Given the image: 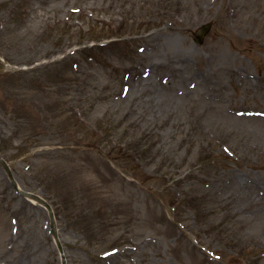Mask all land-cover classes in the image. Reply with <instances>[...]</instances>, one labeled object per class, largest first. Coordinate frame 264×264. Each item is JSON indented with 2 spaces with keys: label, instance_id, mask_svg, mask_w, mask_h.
<instances>
[{
  "label": "rangeland",
  "instance_id": "374dc122",
  "mask_svg": "<svg viewBox=\"0 0 264 264\" xmlns=\"http://www.w3.org/2000/svg\"><path fill=\"white\" fill-rule=\"evenodd\" d=\"M0 75V155L64 264H264V0H0ZM50 232L0 166V264H62Z\"/></svg>",
  "mask_w": 264,
  "mask_h": 264
},
{
  "label": "water",
  "instance_id": "95a60500",
  "mask_svg": "<svg viewBox=\"0 0 264 264\" xmlns=\"http://www.w3.org/2000/svg\"><path fill=\"white\" fill-rule=\"evenodd\" d=\"M206 28V27H205ZM205 28L201 29V32H204L205 31ZM0 163H2L5 167H6V164L4 163V161L0 158ZM24 195H27V196H31L33 198H36L37 200H40L38 197L34 196V195H31L30 193H27V192H23ZM41 201V200H40Z\"/></svg>",
  "mask_w": 264,
  "mask_h": 264
}]
</instances>
